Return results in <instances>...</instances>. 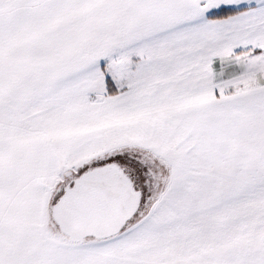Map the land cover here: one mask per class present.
Listing matches in <instances>:
<instances>
[{
	"label": "snow or ice",
	"instance_id": "1",
	"mask_svg": "<svg viewBox=\"0 0 264 264\" xmlns=\"http://www.w3.org/2000/svg\"><path fill=\"white\" fill-rule=\"evenodd\" d=\"M0 264H264V0H0Z\"/></svg>",
	"mask_w": 264,
	"mask_h": 264
}]
</instances>
